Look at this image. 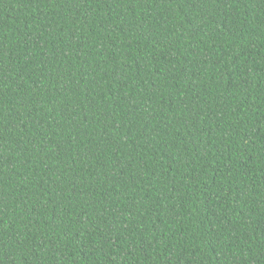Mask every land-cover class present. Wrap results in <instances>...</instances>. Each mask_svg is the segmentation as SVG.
I'll return each instance as SVG.
<instances>
[{"label": "trees", "instance_id": "obj_1", "mask_svg": "<svg viewBox=\"0 0 264 264\" xmlns=\"http://www.w3.org/2000/svg\"><path fill=\"white\" fill-rule=\"evenodd\" d=\"M0 264H264V0H0Z\"/></svg>", "mask_w": 264, "mask_h": 264}]
</instances>
